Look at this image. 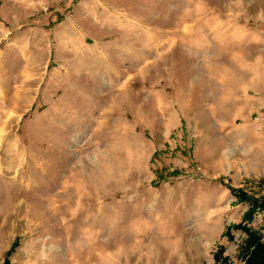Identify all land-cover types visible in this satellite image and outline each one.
Here are the masks:
<instances>
[{"label": "rangeland", "instance_id": "obj_1", "mask_svg": "<svg viewBox=\"0 0 264 264\" xmlns=\"http://www.w3.org/2000/svg\"><path fill=\"white\" fill-rule=\"evenodd\" d=\"M229 187L264 197V0H0V264H242Z\"/></svg>", "mask_w": 264, "mask_h": 264}, {"label": "trees", "instance_id": "obj_2", "mask_svg": "<svg viewBox=\"0 0 264 264\" xmlns=\"http://www.w3.org/2000/svg\"><path fill=\"white\" fill-rule=\"evenodd\" d=\"M227 189L235 201L245 203L247 207L237 224L225 227L223 236L229 238L231 230L239 231L244 236L238 247V254L241 257L242 264H264V243L261 242L258 232L247 226L254 213L264 210V197L254 198L241 189L230 187ZM16 247L17 241L14 239L4 254L2 264H9L8 257ZM212 260L214 264H229L228 258L223 255V247L221 246L213 252Z\"/></svg>", "mask_w": 264, "mask_h": 264}]
</instances>
